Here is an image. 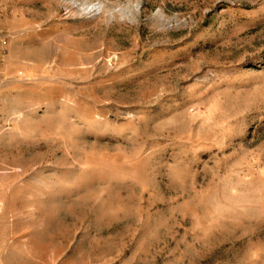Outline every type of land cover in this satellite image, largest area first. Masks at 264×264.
Instances as JSON below:
<instances>
[{
    "label": "rangeland",
    "instance_id": "rangeland-1",
    "mask_svg": "<svg viewBox=\"0 0 264 264\" xmlns=\"http://www.w3.org/2000/svg\"><path fill=\"white\" fill-rule=\"evenodd\" d=\"M0 264H264V0H0Z\"/></svg>",
    "mask_w": 264,
    "mask_h": 264
}]
</instances>
